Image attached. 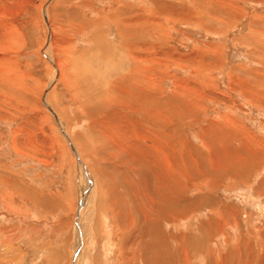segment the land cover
I'll list each match as a JSON object with an SVG mask.
<instances>
[{"label":"rangeland","instance_id":"374dc122","mask_svg":"<svg viewBox=\"0 0 264 264\" xmlns=\"http://www.w3.org/2000/svg\"><path fill=\"white\" fill-rule=\"evenodd\" d=\"M180 263L264 264V0H0V264Z\"/></svg>","mask_w":264,"mask_h":264},{"label":"bare ground","instance_id":"6f19581e","mask_svg":"<svg viewBox=\"0 0 264 264\" xmlns=\"http://www.w3.org/2000/svg\"><path fill=\"white\" fill-rule=\"evenodd\" d=\"M2 66V65H1ZM258 82V81H257ZM127 112V111H126ZM150 116V115H149ZM155 118V117H154ZM156 120H158V119H156ZM162 120V119H161ZM153 121V120H152ZM159 124V123H158ZM156 126H158V125H156ZM215 126V125H214ZM218 131V130H217ZM137 132V131H136ZM66 138H68V137H66ZM147 138V137H146ZM164 147V146H163ZM75 151V150H74ZM160 151V150H159ZM164 154V153H163ZM162 157V156H161ZM165 158V157H164ZM230 160V159H229ZM226 161V160H225ZM80 162V161H79ZM165 162V161H164ZM166 167H167V164H166ZM87 176H90V174H88L87 173ZM180 193V192H179ZM149 200V199H148ZM151 201V200H150ZM186 255V254H185ZM185 259V258H184ZM186 261V260H185ZM258 262H259V259H258ZM183 263V262H182ZM181 264V263H180Z\"/></svg>","mask_w":264,"mask_h":264}]
</instances>
